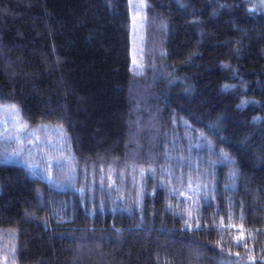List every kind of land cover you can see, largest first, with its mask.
I'll use <instances>...</instances> for the list:
<instances>
[{
  "label": "trees",
  "instance_id": "trees-1",
  "mask_svg": "<svg viewBox=\"0 0 264 264\" xmlns=\"http://www.w3.org/2000/svg\"><path fill=\"white\" fill-rule=\"evenodd\" d=\"M144 2L137 75L128 0H0V264H264V13Z\"/></svg>",
  "mask_w": 264,
  "mask_h": 264
},
{
  "label": "rangeland",
  "instance_id": "rangeland-1",
  "mask_svg": "<svg viewBox=\"0 0 264 264\" xmlns=\"http://www.w3.org/2000/svg\"><path fill=\"white\" fill-rule=\"evenodd\" d=\"M254 9L264 13V0H250ZM131 16V60L134 74H142L145 56V2L144 0H128ZM153 50V47H151ZM49 177V173L47 174Z\"/></svg>",
  "mask_w": 264,
  "mask_h": 264
}]
</instances>
